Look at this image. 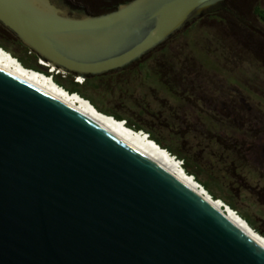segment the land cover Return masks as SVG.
<instances>
[{
  "label": "water",
  "instance_id": "water-1",
  "mask_svg": "<svg viewBox=\"0 0 264 264\" xmlns=\"http://www.w3.org/2000/svg\"><path fill=\"white\" fill-rule=\"evenodd\" d=\"M225 2L131 0L91 15L63 0H0V23L51 70L101 76ZM0 264H264V246L99 123L0 68Z\"/></svg>",
  "mask_w": 264,
  "mask_h": 264
},
{
  "label": "rangeland",
  "instance_id": "rangeland-1",
  "mask_svg": "<svg viewBox=\"0 0 264 264\" xmlns=\"http://www.w3.org/2000/svg\"><path fill=\"white\" fill-rule=\"evenodd\" d=\"M257 2L264 8V0ZM207 23L201 22L200 29L191 34L193 52L181 47L179 40L171 48V61L178 68L173 73L163 69L167 83L160 82L157 75L161 68L157 60H152L147 65L151 78H132L124 91L117 93L116 89L106 96H116L121 102L119 113L142 120L163 144L185 146L195 153L202 165L213 169L215 177L233 188L239 210L264 231V55L259 57L254 51L245 50V46L237 47L241 56L239 50L230 51L228 43L232 40L225 38L223 45L214 41L215 34H209L202 26ZM257 26L264 31L260 23ZM215 33L218 34L216 30ZM202 53L208 55L211 63ZM160 60L167 63L165 56H160ZM39 64L46 63L40 60ZM185 65L180 80L177 69ZM92 94L103 100L96 92ZM101 103L111 108L113 99ZM132 103L139 107L137 117ZM230 112L238 113L232 117ZM226 132L227 137L223 134ZM219 135L229 144L220 143Z\"/></svg>",
  "mask_w": 264,
  "mask_h": 264
},
{
  "label": "trees",
  "instance_id": "trees-1",
  "mask_svg": "<svg viewBox=\"0 0 264 264\" xmlns=\"http://www.w3.org/2000/svg\"><path fill=\"white\" fill-rule=\"evenodd\" d=\"M66 4L74 9H83L86 13L91 15H98L103 13H108L116 10L120 5L125 4L131 0H63ZM226 0L225 5L222 9L218 11L211 12L202 16L199 20L189 24L185 29L178 32L166 43L156 48L154 51L145 55L141 60L132 63L123 70L112 71L101 76H83L84 80L82 83L77 81L80 75L74 73H57L51 71L50 67L39 64V61L42 60L41 57L36 54L33 50L27 47L22 43L18 37H16L10 30L4 27L0 23V48L11 54L25 69L32 70L46 76H49L53 81L66 90L70 94H78L81 98L89 101L95 109L109 117L114 118L116 121H124L125 126L135 132L146 131L149 139L154 141L159 147L166 150L172 157L183 161V169L185 173L189 176H192L194 180L202 185L208 194L212 197L213 200H221L225 205L229 206L235 213L241 217L247 224L261 237L264 238V231L256 227L254 221L247 215L239 210V207L236 205V198L233 188L226 185L220 179L214 176L213 169L207 168L202 165L203 163L198 159L197 155L193 152H189L186 147L182 146L181 148H175L168 144H163V142L154 135L150 129H146V124L142 120H134V118H129L126 115H121L119 113L120 101L110 95V92L117 89V93L120 90L124 91L127 87V83L132 78L135 79H149L151 78L150 70L147 65L152 60H157V66H159L157 77L160 79V82L167 83L165 76L166 72L163 69H168L171 73L176 72V67L174 62L171 61V48L176 46V42L180 41V46L186 50L193 52L194 42L192 33L199 30L201 22L208 21L206 27L209 34H215L213 40L219 42L220 45L226 44L225 38L232 40L231 43H228L230 51L239 50L237 47H246L245 50L254 51L259 57L264 55V38H261L257 33L258 30L256 27L258 23L263 22L264 24V8L262 5L257 2V0ZM100 9V10H99ZM251 15L255 18L254 21H251ZM250 17V20L248 19ZM215 30L218 34L215 33ZM213 31V32H212ZM195 35V34H194ZM197 35V34H196ZM191 37L190 40L188 38ZM235 48H233V45ZM241 56V49L237 52ZM211 63L208 55L205 53L201 54ZM160 56L167 57V63L160 60ZM184 68L187 65L183 66ZM142 75V77H141ZM171 76V74L169 73ZM177 76V75H176ZM183 80V78H182ZM166 85V84H165ZM96 92L100 95L103 100L95 98L92 92ZM113 99V103L108 108L103 107L102 101L106 102ZM101 100V101H100ZM132 110L135 109V116L139 112V107L136 104H131ZM123 106V104H122ZM135 106V107H134ZM134 107V108H133ZM140 113H142L140 111ZM134 115V114H133ZM137 117V116H136ZM137 119V118H135ZM221 119H223L221 117ZM234 130V128H230ZM242 132V131H240ZM225 137L229 135L228 132L223 133ZM222 135H219L218 140L222 144H229L224 138H220ZM175 158V159H176Z\"/></svg>",
  "mask_w": 264,
  "mask_h": 264
},
{
  "label": "bare ground",
  "instance_id": "bare-ground-1",
  "mask_svg": "<svg viewBox=\"0 0 264 264\" xmlns=\"http://www.w3.org/2000/svg\"><path fill=\"white\" fill-rule=\"evenodd\" d=\"M0 68L27 81L28 83H31L37 88L45 91L47 94L61 100L78 110L83 115L99 123L119 140L137 150L145 157L151 159L185 183L188 187L205 197L206 200L212 203L225 215L230 223L264 246V238L260 235L258 236L247 222L239 217L231 208L222 207L219 201L215 202L212 200L211 197H209V194L204 191L205 189H201L199 183H197L193 177L188 176L185 173L183 168L177 162V159L173 158L166 150L162 149L154 141L149 139L147 134L137 133L134 130L127 128L122 122L116 121L114 118L107 117L98 112L95 107H93L88 101L84 100V98L82 99L76 94L70 95L66 90L57 86L49 76L25 69L14 57L1 48Z\"/></svg>",
  "mask_w": 264,
  "mask_h": 264
},
{
  "label": "flooded vegetation",
  "instance_id": "flooded-vegetation-1",
  "mask_svg": "<svg viewBox=\"0 0 264 264\" xmlns=\"http://www.w3.org/2000/svg\"><path fill=\"white\" fill-rule=\"evenodd\" d=\"M199 19H200V18H199ZM199 19H198V20H199ZM196 21H197V20H196ZM194 22H195V21H194ZM192 23H193V22H192ZM190 24H191V23H190ZM260 24L264 27L263 22H260ZM188 25H189V24H188ZM188 25H187V26H188ZM187 26H186V27H187ZM186 27H185V28H186ZM185 28H184V29H185ZM256 28H257L258 30H260V31L257 32V33L259 34V36H260L261 38H264V31H263L259 26L256 27ZM140 60H141V59H140ZM138 61H139V60H138ZM136 62H137V61H136ZM134 63H135V62H134ZM183 69H184L183 66L180 67V69H177L179 72H181V73H180V76L178 77L180 80H182V78H183V77H182ZM236 113H238V112H230L229 115L233 117L234 115H236ZM241 113H242V112H241ZM241 113H240V114H241ZM225 114H227V113H225ZM242 114H243V113H242ZM227 115H228V114H227ZM243 116H244V114H243ZM241 117H242V116H241ZM244 118H246V116H244Z\"/></svg>",
  "mask_w": 264,
  "mask_h": 264
},
{
  "label": "built area",
  "instance_id": "built-area-1",
  "mask_svg": "<svg viewBox=\"0 0 264 264\" xmlns=\"http://www.w3.org/2000/svg\"><path fill=\"white\" fill-rule=\"evenodd\" d=\"M46 65V64H45ZM51 71H55L54 69H52ZM57 73H59V71H56ZM80 77H78L77 78V80L79 79ZM80 80V83H82L83 82V80L84 79H79ZM79 82V81H78ZM174 158H176L175 156H174ZM177 159V158H176ZM177 162L179 163V165L182 167V165H183V161H181V160H179V159H177Z\"/></svg>",
  "mask_w": 264,
  "mask_h": 264
}]
</instances>
